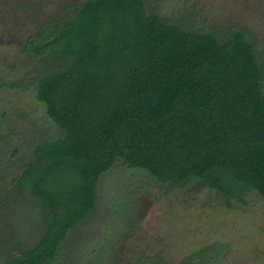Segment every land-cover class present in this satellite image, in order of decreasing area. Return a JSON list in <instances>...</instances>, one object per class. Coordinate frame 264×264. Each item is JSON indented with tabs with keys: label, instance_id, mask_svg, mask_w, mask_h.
I'll return each instance as SVG.
<instances>
[{
	"label": "trees",
	"instance_id": "obj_1",
	"mask_svg": "<svg viewBox=\"0 0 264 264\" xmlns=\"http://www.w3.org/2000/svg\"><path fill=\"white\" fill-rule=\"evenodd\" d=\"M33 39L63 63L36 82L63 136L38 145L17 179L51 217L7 264L52 260L118 159L171 186L199 181L227 204L249 190L264 197L262 71L244 30L220 41L166 23L144 0H88Z\"/></svg>",
	"mask_w": 264,
	"mask_h": 264
},
{
	"label": "rangeland",
	"instance_id": "obj_2",
	"mask_svg": "<svg viewBox=\"0 0 264 264\" xmlns=\"http://www.w3.org/2000/svg\"><path fill=\"white\" fill-rule=\"evenodd\" d=\"M88 0H0V264L37 244L51 215L17 181L34 150L63 136L36 99L43 28ZM168 24L214 34L244 30L255 46L264 94V0H144ZM47 264H264V197L220 192L192 180L171 186L118 159L101 174L95 207L69 228Z\"/></svg>",
	"mask_w": 264,
	"mask_h": 264
}]
</instances>
